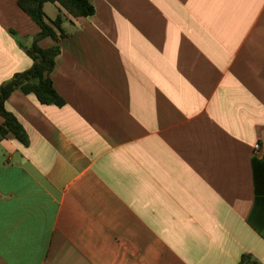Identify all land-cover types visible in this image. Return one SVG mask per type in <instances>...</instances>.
Wrapping results in <instances>:
<instances>
[{
  "label": "crops",
  "instance_id": "1",
  "mask_svg": "<svg viewBox=\"0 0 264 264\" xmlns=\"http://www.w3.org/2000/svg\"><path fill=\"white\" fill-rule=\"evenodd\" d=\"M91 3L43 5L64 17V105L6 101L28 144L0 140V264H264V0ZM9 30L25 45L39 28L0 0V84L31 66Z\"/></svg>",
  "mask_w": 264,
  "mask_h": 264
},
{
  "label": "trees",
  "instance_id": "2",
  "mask_svg": "<svg viewBox=\"0 0 264 264\" xmlns=\"http://www.w3.org/2000/svg\"><path fill=\"white\" fill-rule=\"evenodd\" d=\"M52 4L65 12L72 19L86 18L94 14L91 0H17L18 7L38 26V32L31 38L30 45L26 46L19 41L14 31L8 33L15 39L19 48L31 60V66L21 72L13 74L8 80L0 84V116L3 119L0 125V140L11 134L23 146L28 144L26 131L16 116L6 109V101L10 95L19 91L24 95L32 94L42 105H55L61 107L64 100L53 86L50 74L55 65V58L60 52L59 41L65 38L62 18L57 16L54 20L47 18L43 11L44 4ZM50 39L54 45L42 48L39 42ZM255 200L253 213L249 219L255 229L260 232L261 227L256 225L263 222L264 216V158L252 159ZM239 264H261L249 254L241 256Z\"/></svg>",
  "mask_w": 264,
  "mask_h": 264
},
{
  "label": "rangeland",
  "instance_id": "3",
  "mask_svg": "<svg viewBox=\"0 0 264 264\" xmlns=\"http://www.w3.org/2000/svg\"><path fill=\"white\" fill-rule=\"evenodd\" d=\"M48 7H52L51 9H54V8H53L54 5H52V4H49ZM61 13L64 14V12H63L62 10H61ZM48 14H50V12H48ZM59 16H60V15H59ZM61 18H62V20H63L64 17L61 16ZM25 45L28 46V45H30V43L28 42V44H25Z\"/></svg>",
  "mask_w": 264,
  "mask_h": 264
},
{
  "label": "built area",
  "instance_id": "4",
  "mask_svg": "<svg viewBox=\"0 0 264 264\" xmlns=\"http://www.w3.org/2000/svg\"><path fill=\"white\" fill-rule=\"evenodd\" d=\"M258 146H255V149H257Z\"/></svg>",
  "mask_w": 264,
  "mask_h": 264
}]
</instances>
